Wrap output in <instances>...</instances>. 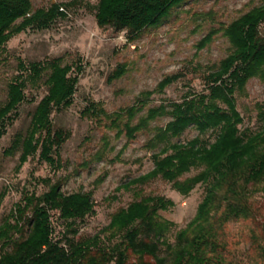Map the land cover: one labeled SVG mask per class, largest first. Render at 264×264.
<instances>
[{"label": "trees", "instance_id": "16d2710c", "mask_svg": "<svg viewBox=\"0 0 264 264\" xmlns=\"http://www.w3.org/2000/svg\"><path fill=\"white\" fill-rule=\"evenodd\" d=\"M189 1L99 0L95 21L99 28L125 32L127 41L134 42L145 30L161 26L175 9ZM62 17L65 14L57 5L33 11L30 0H0V51L27 29L46 30ZM263 23L264 2L227 25L211 28L197 42V51L211 45L218 36L229 45L226 57L206 68V92L191 94L181 102L149 106L152 95L163 93L182 77L173 74L165 76L154 90L141 92L131 106L109 114L91 104L84 112L95 119L96 125L115 130L118 137L124 135L128 141L147 132L153 122L169 118L163 127L153 128V136L144 145L151 154L153 168L123 187L162 179L187 196L198 184L205 185L193 219L176 234L174 244L167 237L173 224L159 215L174 203L152 196H138L93 238L75 239L76 222L94 213L92 194H64L59 181L46 180L47 191L39 196H22L0 225V264H232L222 239L224 229L234 222L253 220L251 199L260 187L264 190V107L257 114L260 130L250 132L239 129L243 117L236 105L237 98L245 96L251 79L264 81ZM17 68L18 75L7 87L6 103L0 107V140L19 106L26 102L28 86H37L45 78L47 94L35 107L25 134H16L4 155L19 153L17 172L36 154L50 167H59L58 150L69 134L52 129L51 115L54 109L72 105L77 76H70L71 66L62 65L60 59L28 65L19 62ZM125 74L126 68L120 66L108 82ZM189 129L197 133L193 139L172 142ZM196 170V175L180 180ZM2 199L3 195L0 204ZM52 212L58 213L72 238L53 240ZM102 235L106 240L101 239ZM251 240L256 253L253 263L264 264V226L261 237L251 235Z\"/></svg>", "mask_w": 264, "mask_h": 264}, {"label": "rangeland", "instance_id": "374dc122", "mask_svg": "<svg viewBox=\"0 0 264 264\" xmlns=\"http://www.w3.org/2000/svg\"><path fill=\"white\" fill-rule=\"evenodd\" d=\"M98 2L30 0L33 11L57 5L65 17L54 20L46 30L27 29L0 51V107L6 103L9 83L19 73V62L28 65L60 59L62 65L71 66L70 76L78 79L72 105L54 109L51 115L52 129L69 134L58 150L60 166L50 167L36 154L17 172L19 153L7 157L4 151L16 134H25L35 107L47 94L45 78L37 86L26 89V102L19 106L15 119L7 125L0 140V196L3 195L0 225L10 217L22 196H39L48 189L46 180L59 181L64 194L91 193L94 201V213L76 222L75 239L93 238L110 223L114 214L126 209L138 196H152L164 197L174 203V207L159 213L173 224L167 237L174 244L176 234L193 219L204 197L205 185L198 184L187 196L180 195L162 179L143 186L123 187L153 168L151 154L144 145L153 136V128L163 127L169 118L153 122L147 132L128 141L124 135L118 137L115 130L96 125L95 119L84 112L91 104L109 114L131 106L141 92L154 90L165 76L173 74L182 77L163 93L152 95L149 106L181 102L186 96L206 92L203 80L206 68L224 59L229 45L218 36L211 45L197 51V42L211 28L231 23L264 0H190L175 9L165 23L145 30L134 42L127 41L125 32L97 26ZM260 33L264 35V23ZM120 66L126 68V74L109 83L108 77ZM236 105L243 117L239 129L258 132L261 123L257 114L264 107V81L251 79L245 96L237 98ZM196 135L195 130L189 129L172 142L186 143ZM213 140L214 135L209 136V141ZM197 173V170L192 171L180 180ZM251 200L255 210L253 220L234 222L224 229L222 239L232 264H254L256 253L251 235L261 237L264 190L260 187ZM51 224L54 241L72 238L57 212L51 213ZM101 239L106 240V236L102 235Z\"/></svg>", "mask_w": 264, "mask_h": 264}]
</instances>
